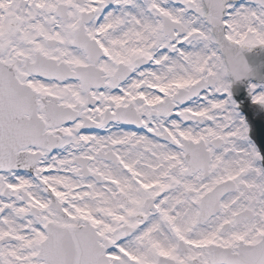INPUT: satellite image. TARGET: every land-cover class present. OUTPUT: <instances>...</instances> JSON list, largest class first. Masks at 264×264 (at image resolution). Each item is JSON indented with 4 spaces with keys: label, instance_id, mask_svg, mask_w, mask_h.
<instances>
[{
    "label": "snow or ice",
    "instance_id": "6c2138e0",
    "mask_svg": "<svg viewBox=\"0 0 264 264\" xmlns=\"http://www.w3.org/2000/svg\"><path fill=\"white\" fill-rule=\"evenodd\" d=\"M0 264H264V0H0Z\"/></svg>",
    "mask_w": 264,
    "mask_h": 264
}]
</instances>
